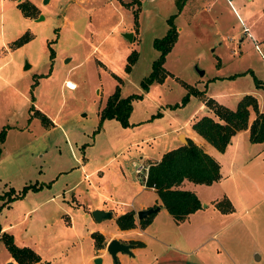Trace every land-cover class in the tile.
I'll return each mask as SVG.
<instances>
[{
	"label": "rangeland",
	"instance_id": "rangeland-1",
	"mask_svg": "<svg viewBox=\"0 0 264 264\" xmlns=\"http://www.w3.org/2000/svg\"><path fill=\"white\" fill-rule=\"evenodd\" d=\"M18 1L0 0V202L24 184L40 187L29 189L35 193L14 209L1 202L0 221L10 224L14 242L22 240L39 254L40 264H82L92 243L91 232L82 233L86 226L99 232L115 224L108 217L90 223L84 210L105 196L107 204L114 200L126 208L160 200L134 168L160 155L167 143L174 145L201 103L200 95L189 93L183 104L169 105L187 91L180 81L205 87L230 108L252 93L264 108V88L254 82L264 84V0H185L179 11L175 0H30L37 7L33 17L22 15ZM170 14L180 30L164 56L168 73L144 91L139 81L158 54L152 39L165 32ZM25 30L31 38L14 46ZM133 49L135 60L125 70ZM116 84L121 96L141 92L131 100L128 121L134 123L104 118L98 125L99 109ZM34 108L54 118L55 126L43 124ZM219 155V181L186 186L201 202L192 221L174 222L161 205L144 230L147 246L133 259L125 253L123 262L264 264V138L253 141L242 130ZM76 157L87 161L83 169ZM223 196L232 210L221 212L210 202ZM134 215V226L141 227ZM122 241L143 244L132 237ZM5 251L0 240V264ZM105 263L114 264L109 254Z\"/></svg>",
	"mask_w": 264,
	"mask_h": 264
},
{
	"label": "trees",
	"instance_id": "trees-1",
	"mask_svg": "<svg viewBox=\"0 0 264 264\" xmlns=\"http://www.w3.org/2000/svg\"><path fill=\"white\" fill-rule=\"evenodd\" d=\"M175 2L177 11H179L185 0H175ZM15 5L19 8L22 15L27 17H33L37 10L36 5L30 0H21L16 2ZM174 15L175 14H170L166 18L168 26L165 32L161 36L152 39V45L158 51V54L152 60L149 72L139 81L140 87L144 91L148 88L150 83L162 81L168 73L163 66V61L166 52L171 48L177 37L176 25L173 22ZM133 22L135 24L137 23L136 10L133 11ZM31 36V33L28 30H25L12 41V44L14 46L21 45L30 39ZM52 52L53 50L49 46L50 56H53ZM135 57L136 51L133 49L126 56V62L124 65L125 70H129ZM115 77L118 78L117 75H115ZM180 82L185 88H187V91L182 95L180 102L169 104L171 106L183 104L188 98L189 93L201 95V91L195 89L187 82ZM254 82L257 87L264 88V84L255 77ZM140 97L141 92H133L121 96L119 86L116 84L114 89L106 96L103 106L99 109L98 125L104 118H115L121 125H128L131 100ZM203 100L206 107L215 115V118L203 114L192 121L191 128L207 142L213 145L218 151H222L229 142L230 136L240 129L247 128L249 139L253 141L264 138V129L259 134H256L259 122L261 121L264 123V110H258L257 97L254 94L243 93L236 101L234 108L224 105L211 96H208ZM249 109L254 110L256 113V116L250 123H248ZM32 113L33 115H36L43 124L47 125L48 123H51L45 113L39 109L34 108ZM158 114H160V111L151 113L150 117ZM4 137L5 127L2 126L0 128V153L1 143L4 140ZM219 177L218 161L205 152L200 145L193 142L190 138H187L185 143H181L163 151L158 160L148 164L145 183L146 186H153L162 205L172 218L175 221H181L185 219L189 213L201 206L199 198L192 190L177 187L181 180L185 178L192 182L209 184L212 181L219 179ZM39 187L40 185L37 186L35 183L24 184L18 192L8 195L4 202L2 201V204H6L15 198L21 197L28 189H38ZM8 190L13 192L12 187H9ZM2 198L3 194H0V199ZM213 205L221 212L232 210V205L229 199L225 196L214 200ZM152 213L145 217L138 218L137 221L141 227L145 226L150 221ZM134 220V211L132 209L119 213L114 217V221L120 229L134 226ZM90 234L93 238L95 247H102L104 245L105 241L100 232L92 231ZM0 240L9 252V255L17 262V264H33L40 261V256L36 251L28 245H17L13 240L12 234L2 230L1 226ZM133 243H138L137 245H139L141 242L132 241L131 244ZM116 263L117 262L114 264ZM41 264H49V262L44 261Z\"/></svg>",
	"mask_w": 264,
	"mask_h": 264
},
{
	"label": "crops",
	"instance_id": "crops-1",
	"mask_svg": "<svg viewBox=\"0 0 264 264\" xmlns=\"http://www.w3.org/2000/svg\"><path fill=\"white\" fill-rule=\"evenodd\" d=\"M180 30V28L178 27V31ZM178 31H177V37H178ZM177 37H176V40H177ZM176 40L174 41V43L176 42ZM174 43H173V45H174ZM69 81H67L66 82V84L68 83ZM186 82V81H185ZM188 83V82H187ZM74 84V83H73ZM188 84H190V83H188ZM75 85V84H74ZM190 85H192V86H194V87H196V85L195 84H190ZM197 88V87H196ZM197 89H200V90H202V94L200 95L201 96V98L202 99H200V101H201V103L199 104V106H198V108H197V110H196V112L190 117L189 116V118H188V120H187V123H186V131H183V132H181V131H178L177 133H176V136H175V138H176V140L174 139V143H171V144H174V145H168V143H167V145H165V146H169V147H166L163 151H165V150H167V149H169V148H172V147H175V146H177V145H179V144H181V143H185L186 142V137L187 138H190L193 142H195V143H197L198 145H200L201 147H202V149L205 151V152H207L208 154H210L212 157H214L217 161H218V163H219V173H220V176H221V172H220V166H221V163H220V161H219V152L220 151H218L215 147V149L216 150H214V148L213 147H211V146H213V145H211L209 142H207L202 136H200L197 132H195L192 128H191V123H192V121L194 120V119H197L198 117H200L201 115H203V114H207V115H210V116H212V111L209 109V108H207L206 106H205V104H204V97H208V96H211V95H209V94H207L206 92H205V87H203V88H197ZM256 96V95H255ZM211 97H213L214 99H216L217 100V98L216 97H214V96H211ZM257 97V96H256ZM238 100V99H237ZM217 101H219V100H217ZM220 102V101H219ZM257 102H258V100H257ZM222 103V102H221ZM104 104V103H103ZM166 104H168V103H166ZM224 104V103H223ZM225 105V104H224ZM103 106V105H102ZM101 106V107H102ZM258 110L259 111H262V110H264V108L262 107L261 108V105L259 104V102H258ZM41 111V110H40ZM151 114V113H150ZM256 116V113L254 112V110H252V109H249V113H248V123H250L252 120H253V118ZM48 117V116H47ZM213 117V116H212ZM50 121H51V123L50 124H52L51 125V127H54L55 126V120H54V118H50ZM129 121H131L132 123H134L133 122V120H129ZM137 122H140V120L139 121H137ZM136 123V122H135ZM47 125H49V123L47 124ZM242 130H246L247 132H248V129L247 128H245V129H240V130H237L234 134H232L231 136H230V138H229V142L228 143H230L231 142V140H232V138H233V136H235V134H237L238 132H240V131H242ZM248 134H249V132H248ZM180 135L182 136V138L183 139H185V142H183V140L181 139V137H180ZM3 142H4V140H3ZM3 142L1 143V152H2V147H3ZM177 142V143H176ZM162 151V152H163ZM161 152V153H162ZM161 153H160V155H161ZM1 155H2V153H0ZM1 155H0V157H1ZM160 155H158L157 157H153V158H146V159H144L145 161L147 160L148 161V163H151V162H153V161H156V160H158L159 159V157H160ZM76 161H77V163H78V165L79 166H81V168L83 169L84 167H85V165H86V163H87V161L85 160V159H79V158H77L76 157ZM85 174H87V173H85ZM102 177V176H101ZM219 179H220V177H219ZM219 179H217V180H215V181H212L211 183H209V185L210 184H212V183H215V182H217V181H219ZM199 184V183H196V182H192V181H190V180H188V179H182L181 180V182L177 185V187H179V188H185V189H189V190H192L195 194H196V192H195V190H194V187L192 186L191 188H189V187H186L187 185H189V184ZM205 184V183H204ZM153 189V188H152ZM14 191L16 192V190L14 189ZM38 192V191H37ZM29 193H35V192H29V189L21 196V197H19V198H15V199H13V200H11V201H9L8 203H6V204H4L5 206H7L8 208L10 207V209H14L15 208V205L17 204V203H19V202H22V200L24 199V198H26V197H28V196H30V194ZM97 194H101L100 192H97ZM32 195V194H31ZM197 195V194H196ZM198 197V196H197ZM108 197L107 196H105V199L103 200V202L102 203H99L98 201H96V202H94L92 205H91V208L93 209V208H101V209H104V210H109L110 212H111V216L110 217H108L109 219H111V221L112 222H114L115 223V221H114V217L117 215V214H119V213H122V212H124V211H126V210H129V209H132L133 211H134V213L136 212V210H138V209H140V208H145V207H148V206H151V204H153L154 202H156V204H158V209H160V206L162 205V203H161V201L160 200H158V201H150V203H148V202H140V203H138V207L137 208H134V207H131V208H126L125 206H119V203H116V201H114V200H111V202L113 203V204H111V205H109V204H107L106 203V201H109L108 199H107ZM159 198V197H158ZM199 198V197H198ZM200 200V199H199ZM3 201V200H2ZM1 201V202H2ZM75 201H76V204H79L80 202L77 200V199H75ZM213 201L214 200H211L210 202L213 204ZM1 202H0V204H1ZM35 201H33V203H34ZM22 203H24V202H22ZM208 204L207 203H205L204 204V206H207ZM3 205H0V208L2 207ZM200 208H201V206H200ZM200 208H197L196 210H194L193 212H191V213H189L187 216H186V218L185 219H183V220H181V221H175L173 218H172V216H171V218L174 220V222H176V223H178V224H180V223H190L191 221H192V217L200 210ZM91 209V210H92ZM157 209V210H158ZM156 210V211H157ZM17 212H18V210H16V215H17ZM26 212V211H25ZM24 212V213H25ZM88 215H89V222L90 223H92V222H97V221H95L94 219H93V217L91 216V213H90V210H84V216L85 217H88ZM135 216V215H134ZM70 221H69V218H68V222L67 223H69ZM151 223H149L148 225L146 224L145 226H143V227H139V226H134V227H130V228H126V229H120V228H118V226L116 225V223L115 224H112V223H108V224H106L103 228H99L98 230H99V232L102 234V235H104V240H105V243H104V246L103 247H95L94 246V243H93V238H92V243H91V247H90V250H89V253H88V256L83 260L84 262L82 263V264H94L93 263V257L94 256H96V255H99L100 257H101V264H103V262H104V255H108V253H107V251L105 250V244H106V242L110 239V238H117V239H119V240H121L122 241V239H128V238H133V239H139L140 241H142L143 242V244L141 245V246H136V245H134V244H132V247L130 248V250H131V254H128L129 255V257H131L132 259L133 258H135L136 257V251L137 250H141L143 247H145V246H147V241L146 240H144L143 238H142V236H143V234H146V231H144V230H146L147 229V227L150 225ZM0 226H1V229L2 230H5V231H7V232H9V226H10V224L9 223H4V222H1L0 221ZM71 226H69V228H70ZM109 227H110V230H108L109 229ZM90 232H92V229L89 227H87L86 226V230H85V232H82V233H84L85 235L86 234H89ZM9 233H13V231H11V232H9ZM129 234H131L132 236H127V235H129ZM152 235L154 236V234L152 233ZM156 235V234H155ZM157 238V237H156ZM14 239H15V243L17 244V245H27L28 243H24V241H17L16 240V238L14 237ZM158 239V238H157ZM66 240V239H65ZM65 240H63V241H56V242H54V245H56V244H60V245H62V244H65V242L67 241H65ZM29 246V245H28ZM5 254H4V259H3V261H2V264L4 263L5 264V262H7V260L8 261H11V263L12 264H17V262L9 255V252L7 251V249L5 248ZM125 256V253L124 252H121V251H118V252H116V257L118 258V264H126L125 262H123L122 260L124 259L123 257ZM126 257V256H125ZM33 264H40V262H37V263H33ZM67 264H72V263H70V262H68ZM105 264H111V263H105Z\"/></svg>",
	"mask_w": 264,
	"mask_h": 264
},
{
	"label": "water",
	"instance_id": "water-1",
	"mask_svg": "<svg viewBox=\"0 0 264 264\" xmlns=\"http://www.w3.org/2000/svg\"><path fill=\"white\" fill-rule=\"evenodd\" d=\"M40 17H41V15H40ZM123 35L128 40H131V32H125V33H123ZM199 73L201 74L202 71L199 70ZM263 129H264V123L260 121L258 124L257 130H256V134H259ZM182 140H183V142H185V139L182 138ZM158 207H159L158 205H154V206H148L145 208H140V209L136 210V212H135L136 217L137 218L145 217L146 215H148L152 212H155L158 209ZM90 213H91L93 219L96 221H100L103 218H107V217L111 216V212L109 210H104L101 208H93L90 211ZM131 247H132L131 243L121 241L117 238H110L105 244V250L111 256V259L113 260L114 263L116 262V252L121 251L124 253L131 254V250H130ZM92 261L94 264H101V257L99 255H96L93 257ZM5 264H12V263H11V261H7V262H5Z\"/></svg>",
	"mask_w": 264,
	"mask_h": 264
},
{
	"label": "built area",
	"instance_id": "built-area-1",
	"mask_svg": "<svg viewBox=\"0 0 264 264\" xmlns=\"http://www.w3.org/2000/svg\"><path fill=\"white\" fill-rule=\"evenodd\" d=\"M243 29L244 30H247V28H246V26H244L243 27ZM148 164L149 163H147V164H143L142 162L141 163H139V164H135V168H134V170L136 171V172H141V170L143 171V181H144V184H145V186H146V178H147V169H148ZM151 188H153V186H150Z\"/></svg>",
	"mask_w": 264,
	"mask_h": 264
},
{
	"label": "bare ground",
	"instance_id": "bare-ground-1",
	"mask_svg": "<svg viewBox=\"0 0 264 264\" xmlns=\"http://www.w3.org/2000/svg\"><path fill=\"white\" fill-rule=\"evenodd\" d=\"M67 86L69 87V88H74V84L71 82V81H69L68 83H67Z\"/></svg>",
	"mask_w": 264,
	"mask_h": 264
}]
</instances>
